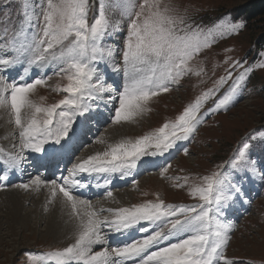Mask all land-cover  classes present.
I'll return each instance as SVG.
<instances>
[{
    "label": "snow or ice",
    "instance_id": "obj_1",
    "mask_svg": "<svg viewBox=\"0 0 264 264\" xmlns=\"http://www.w3.org/2000/svg\"><path fill=\"white\" fill-rule=\"evenodd\" d=\"M12 6L18 9L15 21ZM244 27L231 19L211 27L196 24L164 0H0V106L10 110L18 129V143L11 150L0 147V190L33 154H39L42 168L63 164L58 176L38 173L11 187L47 189L49 203L59 198L74 224L72 242L26 252L30 264H237L226 255L235 228L229 215L236 205L251 203L245 181L257 179L264 186V165L250 155L252 133L210 174L174 178L173 187L186 188L195 203H165L157 195L155 201L104 207L90 198V181H84L95 176L91 187L114 199L117 174L126 180L138 163L155 166L143 158L167 159L174 149L190 155L185 144L207 117L235 105L254 69H264V51L253 63L226 57L225 74L175 120L134 141L108 143L99 133L92 142L106 145L103 151L72 157L94 121H110L109 127L133 121L189 73L201 75L203 69L194 71L191 62ZM54 79L52 91L62 98L48 105L34 102L36 90ZM170 167H162L160 175Z\"/></svg>",
    "mask_w": 264,
    "mask_h": 264
},
{
    "label": "rangeland",
    "instance_id": "obj_2",
    "mask_svg": "<svg viewBox=\"0 0 264 264\" xmlns=\"http://www.w3.org/2000/svg\"><path fill=\"white\" fill-rule=\"evenodd\" d=\"M248 1L164 0L165 4L178 9L181 15L196 24L211 27L222 20L231 19L233 22L243 21L245 27L238 34L217 40L210 49L204 50L191 62L194 71L203 69L201 75L189 73L179 85L172 86V91L154 97L147 105L148 110L133 121L111 127H109L110 121L100 124L94 121L91 125L92 132L85 138V142L80 144L72 157L73 160L77 156L86 158L87 155L105 149L106 145L92 142L94 136L99 133H105L108 143H115L122 139L134 141L140 136L153 132L166 121L175 120L185 106L193 102L201 92L212 87L213 82L225 74V69L228 67L224 63L226 57L246 59L249 63L259 59L258 54L264 51V45L260 47L256 39L262 31L260 28L264 26L248 14L245 8ZM11 11L15 21L18 9L12 6ZM113 19H119V16L116 15ZM120 36L122 41L123 33ZM107 43H113V40L109 38ZM229 48L232 51L226 52L225 49ZM55 83L54 79L49 82L50 86L39 87L32 96L34 102L48 105L61 99L60 94L52 91L51 86ZM209 106L211 101L205 105V109ZM104 115L106 117L107 112H104ZM246 133H252L256 137L250 150L251 158L264 165V136L261 135L264 133V69H254L246 82V87L230 110L207 117L205 123L199 126L194 138L185 144L189 148L190 155L186 156L182 151L174 149L172 156L168 157V154H165L167 159L145 157L143 158L145 161H155V166L139 168L141 171L133 179L137 182L135 186L131 180L128 185L112 188L114 199H104L103 194L90 198L94 202L99 200L104 207L113 208L130 206L147 200L155 201L157 195L165 203H195L196 201L188 196L186 188L173 187V184L177 182L174 178L184 175L198 177L210 174L216 165L228 160L234 149L239 146L241 137ZM9 142H12V145L18 143V129L13 123L10 110L0 106V147L11 150L12 146L8 148ZM35 157L31 155L27 161L31 164V169L25 164L22 173L17 172L12 176L13 180L14 177L21 178L20 181L15 180V184L26 182L30 175L38 173L49 178L53 174L58 175L53 168L44 173L42 167L32 161ZM167 164H171V167L162 177L161 168ZM225 171L227 172L228 169L225 168ZM93 182H97V179ZM243 186L247 193L246 200L251 203L236 205L229 215L235 228L231 234L232 239L226 255L235 259L237 264H264V186H261L257 179H249ZM9 190L10 188L0 190V214H2L0 216V264H30L26 252H47L65 247L72 242L74 224L69 220L68 209H62L63 207L59 206V198L50 205L47 197L49 194L43 198L42 190L27 191L32 192L30 194L20 189L24 198L22 200L14 191H12L14 193H7ZM27 194L30 199L25 200L24 195L27 196ZM25 214L28 215L26 218L23 217ZM46 217L52 221L51 224ZM95 250H99V247Z\"/></svg>",
    "mask_w": 264,
    "mask_h": 264
},
{
    "label": "bare ground",
    "instance_id": "obj_3",
    "mask_svg": "<svg viewBox=\"0 0 264 264\" xmlns=\"http://www.w3.org/2000/svg\"><path fill=\"white\" fill-rule=\"evenodd\" d=\"M6 112V111H5ZM2 114V113H1ZM3 118V117H2ZM8 120V119H7ZM8 127V126H7ZM9 132V131H8ZM15 141H17V140H15ZM13 142V141H12ZM12 142H9L8 143V148H9V146H13L12 145ZM114 142V141H113ZM39 154H34V156H38ZM27 164V166L26 167H28L29 169H31V164L29 163H26ZM140 165H141V163H138V166H137V169L136 170H134V173H133V175L132 176H135L137 173L139 174V172L141 171V169H139V168H141L140 167ZM12 176H14V174L12 175ZM12 176L10 177V180L8 181V183H9V187L8 188H10V190L9 191H7V193L8 192H12V191H14L15 193H16V195H17V197L20 199V200H22V199H24L23 198V196L21 195V192L19 191L20 189H17V188H13V187H11V185L10 184H13L14 182H15V180L16 181H20L21 180V178H20V176L19 177H14L15 179L13 180L12 179ZM131 177V176H130ZM130 177H128V178H130ZM94 178H96L95 176H94ZM100 178H103V179H101V181H103L104 180V177L103 176H101ZM135 178V177H134ZM122 181L123 180H120L119 178H118V174H117V177L116 178H114L113 179V183H112V186L111 187H113V184L114 183H116L115 185H118V184H122ZM91 185L92 184H90V188H89V190L88 191H90L91 193H92V195L93 194H98V192H97V190L94 188V187H91ZM42 191H43V195H42V197L43 198H45L46 197V195L47 194H49V192L47 191V189H42ZM101 191H103V190H100L99 192H101ZM14 192H12V193H14ZM24 192H26V191H24ZM26 193H30V192H26ZM32 193V192H31ZM30 193V194H31ZM128 193V192H127ZM86 194H87V192H86ZM10 195H11V193H10ZM33 195V194H32ZM50 195V194H49ZM49 195L47 196L48 198H49ZM91 195V196H92ZM126 195V194H125ZM13 196V195H12ZM31 196V195H30ZM24 197H26V199L25 200H28V199H30V198H28V194H27V196L26 195H24ZM34 199V198H33ZM41 200V199H40ZM41 202V201H40ZM18 203V202H17ZM21 203V202H20ZM42 203V202H41ZM58 203V202H57ZM37 204H39V203H37ZM50 204V203H49ZM55 204V203H54ZM59 206H62L61 205V203L59 202ZM51 205V204H50ZM57 205V204H56ZM37 206V205H36ZM13 207V206H12ZM31 207H33V206H31ZM40 208V207H39ZM56 208V207H55ZM62 208V207H61ZM28 209H29V207H28ZM33 209V208H32ZM49 209V208H48ZM51 209V208H50ZM57 209V208H56ZM62 209H65V208H62ZM13 210V209H12ZM31 210V209H30ZM66 210V209H65ZM1 211V210H0ZM19 211V210H18ZM23 211H24V208H23ZM51 211V210H50ZM7 212V211H6ZM32 212V211H31ZM41 212V211H40ZM58 212V211H57ZM62 212V211H61ZM60 212V213H61ZM33 213V212H32ZM46 213V212H45ZM10 214V213H9ZM14 214V213H13ZM28 214V213H27ZM27 214H25V215H23V217L24 218H26L28 215ZM53 215L55 214V213H52ZM2 214H0V216H1ZM11 216V215H10ZM12 216H15V215H12ZM30 216V215H29ZM51 216V215H50ZM5 217V216H4ZM47 218V217H46ZM10 220V219H9ZM47 220H48V218H47ZM13 221H14V219H13ZM26 221V220H25ZM44 221V220H43ZM16 222V221H15ZM47 222V221H46ZM48 222H49V224H51V220L49 219L48 220ZM67 222V221H66ZM61 223V222H60ZM11 224H13V223H11ZM9 225H10V223H9ZM70 225V224H69ZM16 226V225H15ZM66 226H68V225H66ZM70 227V226H69ZM46 230V229H45ZM62 234V233H61Z\"/></svg>",
    "mask_w": 264,
    "mask_h": 264
},
{
    "label": "trees",
    "instance_id": "obj_4",
    "mask_svg": "<svg viewBox=\"0 0 264 264\" xmlns=\"http://www.w3.org/2000/svg\"><path fill=\"white\" fill-rule=\"evenodd\" d=\"M247 12L250 17L256 19V21L260 22L264 26V0H249L246 4ZM259 36L256 39V43L259 44L260 47L264 45V27L260 28Z\"/></svg>",
    "mask_w": 264,
    "mask_h": 264
}]
</instances>
